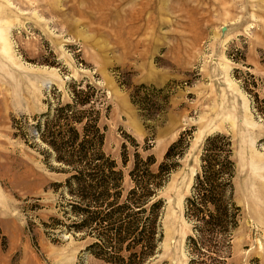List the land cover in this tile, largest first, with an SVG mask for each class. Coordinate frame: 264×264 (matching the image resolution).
Here are the masks:
<instances>
[{
  "label": "rangeland",
  "instance_id": "rangeland-1",
  "mask_svg": "<svg viewBox=\"0 0 264 264\" xmlns=\"http://www.w3.org/2000/svg\"><path fill=\"white\" fill-rule=\"evenodd\" d=\"M70 82L100 90L103 150L121 167L127 146L125 188L136 143L155 170L188 141L158 191L154 264H187L184 201L214 132L233 143L232 261L264 264V0H0V264H110L69 229V197L54 187L67 175L35 128L58 93L69 101Z\"/></svg>",
  "mask_w": 264,
  "mask_h": 264
},
{
  "label": "trees",
  "instance_id": "trees-1",
  "mask_svg": "<svg viewBox=\"0 0 264 264\" xmlns=\"http://www.w3.org/2000/svg\"><path fill=\"white\" fill-rule=\"evenodd\" d=\"M69 86V101L61 102L58 93L56 104L48 102L47 110L34 117L37 135L46 145L44 153L59 163L57 171L67 175L54 187L63 188L69 197L64 211L74 218L69 229L93 238L86 250L98 260L154 264L151 257L162 238L164 205L158 191L178 166L188 141L180 134L155 170L151 168L155 158L143 157L136 143L127 172L130 185L125 188L122 166L129 161L127 146L123 145L121 167L103 150L100 90L82 82ZM232 155L233 143L227 134L214 132L202 143L200 168L184 201L183 215L191 227L184 246L187 264H234L233 239L242 213L234 198ZM5 244L0 229L1 250Z\"/></svg>",
  "mask_w": 264,
  "mask_h": 264
}]
</instances>
